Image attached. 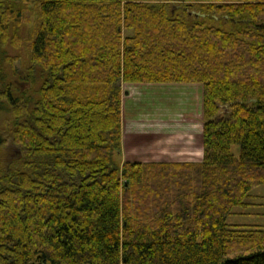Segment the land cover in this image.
Here are the masks:
<instances>
[{"label":"trees","instance_id":"16d2710c","mask_svg":"<svg viewBox=\"0 0 264 264\" xmlns=\"http://www.w3.org/2000/svg\"><path fill=\"white\" fill-rule=\"evenodd\" d=\"M179 1L0 0V264H264V226L227 222L264 184V0ZM28 3L32 103L4 49ZM122 81L202 83L201 159L119 164Z\"/></svg>","mask_w":264,"mask_h":264},{"label":"rangeland","instance_id":"374dc122","mask_svg":"<svg viewBox=\"0 0 264 264\" xmlns=\"http://www.w3.org/2000/svg\"><path fill=\"white\" fill-rule=\"evenodd\" d=\"M172 6L182 1L172 0ZM189 20L195 11L187 7ZM28 12L21 24L22 44L7 45L4 49L11 57L20 59L5 68L12 79L13 93L34 101L38 96L41 79L33 80L28 74L29 40L37 25V6L27 4ZM124 36L131 29H123ZM14 67L16 69H14ZM122 87V140L121 150L114 151V159L122 164L125 160H187L200 155L202 149V83L200 82H121ZM226 113L220 108L217 116ZM15 125L9 110L0 111V129L10 130ZM231 152L239 154V145L232 144ZM20 146L10 142L0 151V158L10 166H20ZM194 159V160H196ZM192 160V159H191ZM245 198V205L232 208L227 222L233 225L264 226V184L254 186Z\"/></svg>","mask_w":264,"mask_h":264},{"label":"crops","instance_id":"0c3cea01","mask_svg":"<svg viewBox=\"0 0 264 264\" xmlns=\"http://www.w3.org/2000/svg\"><path fill=\"white\" fill-rule=\"evenodd\" d=\"M200 155H201V156H197V157H198L197 159L195 158V156L192 157V158H187V157H186V158H184V159H187V160H191V159H192V160H194V159H196V160H200L201 157H202V149H201V151H200ZM149 160H154V159H149Z\"/></svg>","mask_w":264,"mask_h":264}]
</instances>
